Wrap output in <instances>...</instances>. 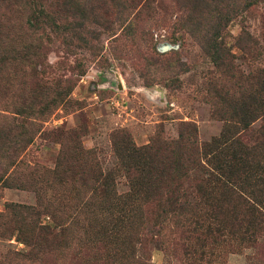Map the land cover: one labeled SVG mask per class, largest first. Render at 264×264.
<instances>
[{"label":"rangeland","instance_id":"1","mask_svg":"<svg viewBox=\"0 0 264 264\" xmlns=\"http://www.w3.org/2000/svg\"><path fill=\"white\" fill-rule=\"evenodd\" d=\"M63 1L42 5L81 30L35 33L28 0H0V264H264V222L207 231L212 199L235 212L223 175L263 123L264 0H225L216 53V0H72L83 17ZM177 183L183 208L166 211Z\"/></svg>","mask_w":264,"mask_h":264},{"label":"trees","instance_id":"2","mask_svg":"<svg viewBox=\"0 0 264 264\" xmlns=\"http://www.w3.org/2000/svg\"><path fill=\"white\" fill-rule=\"evenodd\" d=\"M108 1L117 6L118 2H115V0ZM215 3L217 13L214 19L216 22L211 25L209 31H207L206 34H203L202 38H204V46L216 53L220 48L222 49V46L218 44L219 42H217L216 38L219 36L221 37L222 31H224L225 21H227L230 11L225 5V0H216ZM28 4L30 5L31 11L29 12L27 25L35 33L43 34L45 28H55L53 30L62 29L63 31L69 29L74 30L75 32V30H81L83 27L82 23H78L71 28H62L61 26L59 27L56 21V12H47L46 8L42 5V0H28ZM253 4L254 0H249L248 4H244L243 2L239 3L238 6L239 8L248 9V7L252 6ZM36 5L41 7L35 8L34 6ZM219 5L220 7L217 8ZM62 6L66 15L75 17L84 16L82 12H78L77 14L74 11L75 7L72 0L63 1ZM235 14H240L239 9ZM2 22L3 21L0 18V69L8 63V46L4 42L7 38L8 29L5 28ZM200 24L201 23H199V21H195V30H199V27H201ZM243 35H246L248 38L244 39ZM80 39L84 42V44L87 43L83 37ZM237 39V46L240 49L244 48L243 44L249 43L250 46L251 42L253 41L251 34L245 32L244 30H241ZM243 41L245 42L243 43ZM69 44H71V42H69ZM29 57V55H20L18 58L21 61H28ZM6 70L8 71L7 68ZM262 82L264 83V80ZM259 92L264 93V88H262ZM254 100H251L253 108L249 110V123L253 120H256L258 117L263 119V123L258 129L259 138L249 147V154H246L245 157H242L241 164L239 166L227 169L226 173L224 175L222 174L225 178L224 182H222V193L224 196L233 201V209L235 212H233L232 215L225 214V212L220 207L221 204L219 202L212 201V199L211 218L213 224L207 226L208 232H222L223 230H226V228H235V230L245 229L251 234L264 222V209L262 208L264 206V97ZM239 158L240 157H238V159ZM83 173L87 175L88 172L86 170ZM216 178L217 177L214 176L213 179ZM209 182L212 185V179ZM177 184L178 186L174 185L172 188L168 189L167 193H165L164 202L168 206L166 211H180L183 208L182 202L178 199V195L182 191L183 186L181 183ZM106 191L107 188H104L103 196L107 193ZM196 193L205 194L207 197H213L211 190L206 189L203 183H198L196 185ZM241 208L245 211L244 213H242L243 210ZM38 227L44 231L48 230L49 228L45 225H39Z\"/></svg>","mask_w":264,"mask_h":264}]
</instances>
